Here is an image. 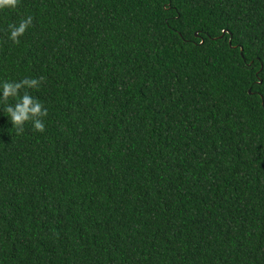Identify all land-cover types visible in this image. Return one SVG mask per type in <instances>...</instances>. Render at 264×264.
Segmentation results:
<instances>
[{"label": "trees", "instance_id": "obj_1", "mask_svg": "<svg viewBox=\"0 0 264 264\" xmlns=\"http://www.w3.org/2000/svg\"><path fill=\"white\" fill-rule=\"evenodd\" d=\"M24 79L48 115L0 102V264H264V0H20Z\"/></svg>", "mask_w": 264, "mask_h": 264}, {"label": "clouds", "instance_id": "obj_2", "mask_svg": "<svg viewBox=\"0 0 264 264\" xmlns=\"http://www.w3.org/2000/svg\"><path fill=\"white\" fill-rule=\"evenodd\" d=\"M20 0H0V11L14 10L19 5ZM32 24V17L28 16L20 20L18 24H10V36L14 43L20 42V37L25 34L27 29ZM40 81L37 79H24L20 82H0V102H7L9 98L16 99L15 105L6 104L5 111L7 112L10 122L17 129L19 135L23 131L25 122L31 121L33 130L36 132L45 131L44 119L48 115L47 109L43 104L27 91L21 96L20 89L37 88Z\"/></svg>", "mask_w": 264, "mask_h": 264}]
</instances>
